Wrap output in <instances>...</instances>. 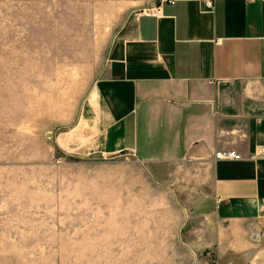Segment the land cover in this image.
Listing matches in <instances>:
<instances>
[{"label":"rangeland","instance_id":"rangeland-1","mask_svg":"<svg viewBox=\"0 0 264 264\" xmlns=\"http://www.w3.org/2000/svg\"><path fill=\"white\" fill-rule=\"evenodd\" d=\"M164 1L0 0V264L208 263L188 169L62 147L127 23Z\"/></svg>","mask_w":264,"mask_h":264},{"label":"crops","instance_id":"crops-1","mask_svg":"<svg viewBox=\"0 0 264 264\" xmlns=\"http://www.w3.org/2000/svg\"><path fill=\"white\" fill-rule=\"evenodd\" d=\"M64 141L70 153L188 169L191 246L207 264H264V0L137 14ZM229 152L241 159L216 158Z\"/></svg>","mask_w":264,"mask_h":264},{"label":"built area","instance_id":"built-area-1","mask_svg":"<svg viewBox=\"0 0 264 264\" xmlns=\"http://www.w3.org/2000/svg\"><path fill=\"white\" fill-rule=\"evenodd\" d=\"M165 1H168L171 4L175 3V0H165ZM208 4H209V6H212L211 2H208ZM262 151L264 152V147L262 148ZM216 158H218V159L225 158L228 160H240L241 156L239 154H236V152H229V153H225L223 155L221 153H217Z\"/></svg>","mask_w":264,"mask_h":264}]
</instances>
